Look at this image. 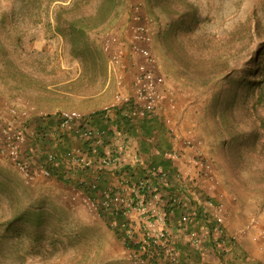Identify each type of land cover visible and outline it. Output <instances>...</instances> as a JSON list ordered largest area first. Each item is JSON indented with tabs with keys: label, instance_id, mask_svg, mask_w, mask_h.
I'll return each instance as SVG.
<instances>
[{
	"label": "rangeland",
	"instance_id": "374dc122",
	"mask_svg": "<svg viewBox=\"0 0 264 264\" xmlns=\"http://www.w3.org/2000/svg\"><path fill=\"white\" fill-rule=\"evenodd\" d=\"M185 1L194 10V17L188 22L189 28L183 21L173 37L180 40L174 43L181 44L177 45L183 53L207 57L210 53L195 41L197 37L212 41L220 52L221 39L237 25L243 23L253 29L248 49L236 53L226 49L221 53L227 60L223 74L229 71L241 79L243 71L252 67V54L264 47V0ZM61 2L0 0V129L7 125L27 136L21 153L31 168L41 157L31 138L37 114L53 115L62 109L93 114L110 102L114 89L105 85L102 53H94V61L88 62L86 69L66 53L61 38L53 30L54 11ZM152 2L121 0L117 14L92 30L90 37L100 40L101 35L110 32L119 44L118 40L127 37L131 27L146 22L150 36L142 45L153 54L175 100V107L167 112L170 117L167 123L162 117H153L168 129L158 142L176 139L175 145L179 147L186 133L194 137L193 146H183L185 155L175 162L181 174L174 189L191 201L211 199L223 205L224 226L233 236L225 258L213 248L198 253L178 242L185 253L182 264H264V124L258 130L261 138L253 137L251 123L248 128L243 123L238 128L234 126V130L242 133L239 138L225 134L224 121L216 111L220 99L217 93L225 86L224 77L220 75L204 84L203 76L175 60L181 53H173L171 47H175H169L163 39L170 18ZM158 32L161 34L157 36ZM161 37L167 44L162 43ZM10 106L27 109L29 113L24 118L28 127H19L21 118L10 119L6 112ZM112 112L116 124L119 120ZM247 119L241 121L247 123ZM73 127L58 136L51 128L48 149L62 155L67 148L83 144L72 135ZM116 129L117 144H127L124 126ZM156 136L154 131V139L149 140L150 154L162 158L164 150L155 148ZM192 158L204 167L198 171L191 168ZM141 159L143 163L149 160ZM99 172L98 188L114 186L115 179L108 171L95 166L84 172L79 170L77 177L65 182L53 175H34L26 180L13 162L0 155V264H136L115 235L114 220H108L104 211L98 212L97 199H89L87 191L76 183L79 175L91 180ZM177 217L178 214L170 218L172 224L175 225Z\"/></svg>",
	"mask_w": 264,
	"mask_h": 264
},
{
	"label": "built area",
	"instance_id": "2783aa9c",
	"mask_svg": "<svg viewBox=\"0 0 264 264\" xmlns=\"http://www.w3.org/2000/svg\"><path fill=\"white\" fill-rule=\"evenodd\" d=\"M109 33L101 35L100 39V49L105 55V85L114 88L110 102L99 110L106 127L92 125L90 114L74 109H62L53 115L39 113L38 118L52 122L43 131L41 143L32 130L31 138L36 142L42 159L37 160L33 168L29 167L21 153V145L27 136L22 130H11L7 125L0 129V155L13 162L26 180L32 179L34 175L50 176L49 166L55 163L56 158L64 167L61 173L66 180L77 177L79 170L84 172L93 166L108 171L115 179L112 187L109 184L101 189L97 187L101 179L100 172L94 173L91 180L79 175L76 183L93 191V197L88 195V198L92 201L97 199L99 208L108 215L118 213L124 218L125 234L132 244L126 250L133 263L182 264L185 253L178 242H184L198 253L213 248L225 258L233 236L225 229L222 203L211 199L191 201L174 189L181 174L175 162L185 155L183 146H193L194 137L190 132L183 136L182 146L177 147L174 139L170 142L171 146L161 152L162 158L171 162L172 171L163 169L161 165H142V159L136 153L131 154L127 140V144L120 145L115 141L119 134L116 126L122 129L125 121L136 123L155 116L162 117L167 123L170 120L167 112L175 107V100L170 86L159 72L153 54L142 45L150 36L146 22L131 27L128 36L118 40L119 44L114 35ZM115 110H119L124 120L117 125L114 119V123L110 120V113ZM6 112L12 120L22 119L29 113L25 108L14 106L7 107ZM73 125L72 135L83 141V144L67 148L62 155L48 149V132L52 131L51 128L58 136ZM51 137L54 139L53 134ZM189 162L193 163L190 164L191 168H196V171L204 167L202 162L198 163L193 158ZM141 167L145 169L144 173L136 178H132L126 170ZM175 208L178 209V217L174 225L170 218Z\"/></svg>",
	"mask_w": 264,
	"mask_h": 264
},
{
	"label": "trees",
	"instance_id": "16d2710c",
	"mask_svg": "<svg viewBox=\"0 0 264 264\" xmlns=\"http://www.w3.org/2000/svg\"><path fill=\"white\" fill-rule=\"evenodd\" d=\"M61 1L62 2L54 11L53 30L61 38L63 48L66 53H70L75 59H77L83 69H86L89 66L88 62L93 63L94 53H102L105 63V55L100 49V40L95 38L92 39L90 37V32L92 30H97L100 26L104 25L109 19L117 14L121 5V0ZM152 3L159 5L164 11H166L170 18L168 27L164 29L165 36H163V39L168 42L169 47L171 45L175 47L174 49L171 47L173 53H181L182 56H179V58L176 57L175 60L179 62L181 61V63L183 62L185 67L191 69L194 74L203 76L204 79L202 81H204V84L210 82L218 76L220 77V75L224 77L225 86L217 93V96L220 99L216 105V111L221 120L224 121L223 129L225 134L234 138H239L242 136V133L234 130V126L238 128L240 123H243L248 128L251 123V126L254 127L252 132L253 137L255 139L256 137L261 138L258 137V130L261 127L263 128L264 124V47L260 46L259 49L252 54V67L243 71L241 79L233 76L229 71L223 74L226 70L225 67L227 60L225 59V56L221 54L224 53L226 49H232L234 53L239 50L248 49L253 39V29L243 23L237 25L225 39H221L222 42L220 41L221 43L218 44L219 48L222 49L220 52L217 51V45H215L212 41H208L207 38L201 39L200 37H197L195 41L198 42V44L200 43L203 48L208 49L210 54L207 57H196V55L192 53H183L181 46H179L181 44L177 43L179 44L177 45L174 43L180 42V40L175 41L173 39L176 34V29L184 23L183 21L186 22V25L189 28L190 20L194 17V10L190 9L191 5H189L185 0H153ZM179 5L182 6L179 7ZM159 34H161V32H158L157 36ZM160 40L162 43L167 44L163 42L162 37ZM259 109H261V111H259ZM114 113L119 122L124 121L121 119L119 110H115ZM90 116L92 121H94L93 119L95 118V122H100L98 125H101V123L104 122L100 117L101 113L99 111L93 112ZM243 118H248V122L244 123L241 121ZM47 120L48 119L43 120L41 118H37L38 123L36 122L33 125V131L37 134L36 139H38V142L40 143L43 142L42 133L44 129L47 126L52 125V122ZM18 121L19 127L29 126V123L27 122L28 120L26 119ZM259 121L262 123L259 124ZM123 124L124 130H126L127 133L133 135L135 138H138L140 151H142V153L149 158L146 167L161 165L165 170H173L172 164L169 160H164L159 155L155 157L153 153L152 157L149 150V146L151 145L149 140L154 139V131L157 133V142L154 143L156 149L165 150L171 146V143L167 139L161 142L162 144L158 142V140L162 138V135H164V132L168 130L162 122L156 120L155 118H148L141 119L136 123H128L125 121ZM105 127L106 125L102 128ZM230 129L233 131H230ZM38 134L40 137H38ZM38 158V160L42 159V157ZM54 162V164L49 166L51 175L65 182L64 180L66 179H63L61 173L64 170L59 163L58 158H56ZM126 170L132 178H136L141 176L145 169L141 167L131 170L126 168ZM81 188L84 191H87L88 195L93 197V191L92 193L82 186ZM102 211L103 209L99 208L98 212ZM177 212L178 209L175 208L174 214L172 215L173 218H175ZM104 213L106 214L105 211ZM197 213L200 214V210H198ZM101 216L103 217V215ZM109 218L114 220L115 225L113 227V231L115 235L122 240L125 247H130L132 244L128 241L125 234L126 222L124 218L118 213L110 214L108 216V220Z\"/></svg>",
	"mask_w": 264,
	"mask_h": 264
},
{
	"label": "crops",
	"instance_id": "0c3cea01",
	"mask_svg": "<svg viewBox=\"0 0 264 264\" xmlns=\"http://www.w3.org/2000/svg\"><path fill=\"white\" fill-rule=\"evenodd\" d=\"M22 104V103H21ZM110 115H114L113 114V112L112 113H110ZM111 119L110 120H112L113 119V117H110ZM94 121H92L93 122V124H96L97 122H95V118L93 119ZM100 123V122H99ZM97 125V124H96ZM104 124H101V125H98L99 127H104L103 126ZM127 142H128V144H130L131 145V154H134V153H136L138 156H139V158H143V160L144 161H147V156L145 155V154H143L141 151H140V149H139V142H138V139L137 138H135L133 135H131V134H128V137H127ZM147 164V162H145L144 163V165H146Z\"/></svg>",
	"mask_w": 264,
	"mask_h": 264
}]
</instances>
